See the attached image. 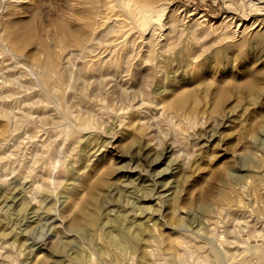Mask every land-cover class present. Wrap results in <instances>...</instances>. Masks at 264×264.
<instances>
[{"label":"rangeland","instance_id":"rangeland-1","mask_svg":"<svg viewBox=\"0 0 264 264\" xmlns=\"http://www.w3.org/2000/svg\"><path fill=\"white\" fill-rule=\"evenodd\" d=\"M95 1L0 0V122L9 117L8 121L11 126L15 125L19 131L16 144L19 143L16 146L0 147V218L5 221L6 235L9 237L0 235V264H36L39 259H45L46 264H54L55 261L59 264H89L88 257L98 255L97 251L100 247L98 243L102 241V237L98 238L97 232L93 234L92 241L82 234L75 236V232L71 231L70 221L76 212L77 201L86 196L84 186L109 168L121 164L131 171L127 175L129 178L125 176L122 180L127 182V186L124 183L121 185V178H118L115 171L109 174L114 189H108L107 196L102 199L103 208L99 210L100 213L103 211L104 214L107 212V214L114 215L132 211L130 212L131 219L132 216L136 218L137 213H140L137 209L143 204L140 198L144 195H152L154 200L147 202V205L151 207L149 208L151 217L158 216L151 220L158 219L159 221L155 225L156 233H169L172 226L189 227L190 229L194 226L192 228L194 230L199 227L198 232L214 229L224 234L233 245L235 239L241 237L247 239L250 244L264 246V38L253 37V32L260 27V24V29H264L262 27L264 26V15L261 10L264 0H256L257 2L255 0H156L157 3H165L167 11H165L163 21L168 19L167 28L157 33L158 30L154 31L147 26L143 31L144 34L140 33L141 36H139L135 27H129V35L132 32L133 37L130 35L128 38V48L134 52L146 50L149 45L148 37L154 34L152 39L154 48H165V53L171 57L177 55L178 58L171 61L166 70L168 72L165 73L164 70L159 72L161 83L166 84V88H172L181 76L189 78L182 89L188 90L196 87L200 90L201 107L205 111L198 112L195 121L182 115L170 117L166 111L159 108L154 96H149L150 99L138 97L137 101L143 100V103L141 102L142 106L138 107L135 114L140 121L143 119L142 123L145 125L149 142H152L151 147L154 146L153 148L158 152L166 144L173 145L169 154L161 156V159L157 161L153 158L156 162L151 157L145 156L136 160L132 159V161L131 152L125 151L121 134L117 131L114 135L110 128L113 122L123 124L128 119L130 111H127V97L125 94L122 96L114 94L113 98L109 97L111 105L108 108H103L101 101L95 99V102L93 101L90 105L91 112H94L91 113L94 124L87 131L91 141L85 150L92 152L91 157L98 158L106 152L110 153L100 161L99 169L90 180L86 179L85 184L76 186L67 167L72 165L75 169L77 168V173L86 174L84 157L79 147L69 148L73 136L66 134V129L64 126L61 127L60 120L57 121L58 124L56 123L58 130L54 128L53 133L52 131L48 133L40 129L33 136L34 142L27 143L30 127L28 124L25 126V116L30 108H34L38 103L45 113L58 116L51 97L41 91L40 85L34 80L35 75L31 69L34 63L31 53L47 50H51L52 54L62 52L64 46L61 40H65L68 31L75 28V25L81 21L80 16L93 13L96 14L95 18H98L97 13H102L108 3V0ZM148 2L150 0H132V3L136 4L132 8L133 14L138 10L139 4ZM252 14L257 15L256 18L260 20H256L255 29L254 27L248 28L247 36L241 35L236 30L237 25L253 21ZM25 32L32 34L30 42L18 45L14 51L8 48L7 38H10V34L19 36ZM157 40L159 42H156ZM90 48L92 50L89 52L74 51L65 55V57L69 56V64L73 69L88 60V53L96 54L102 47L99 42L95 41ZM178 50L182 51V55L185 52L188 54V65L179 60ZM249 71L256 72L259 94H251L243 86ZM169 72L174 77H170ZM173 81L175 83L172 84ZM50 82L51 80L47 79L46 83L49 87H51ZM169 83L172 85L169 86ZM217 83L227 88L228 95L216 106L217 111H213L215 107L213 97L211 94L209 96L202 92V89L207 85L212 89ZM238 85L242 86L238 87ZM152 86L155 87V84L153 83ZM261 89L263 92L260 91ZM75 112L83 116L81 111L75 109ZM15 121L17 123L14 124ZM106 141L107 144H105ZM96 146L98 150L94 152ZM121 154L124 156L123 159L118 157ZM164 168L167 169L165 172ZM159 170L163 172L160 173ZM175 171L177 172L174 176ZM155 172L159 174H154ZM227 172L238 174L240 178L232 174L230 176ZM57 175L64 179L55 181L54 177ZM170 177L178 178L179 182L181 180L178 208L173 211L172 207H169L170 201H165V204L164 201L162 202V195L158 190L161 186L169 184L168 187L173 188V180ZM30 178L33 180V187L27 189L26 187L31 182ZM140 184L151 185L148 191L153 193L141 192ZM227 184L232 186V190L224 198L222 193L227 188ZM7 185L10 188L7 189L5 195L3 188ZM43 185L52 190L53 197L50 199H44L45 194L41 190L44 188ZM22 191L29 194L35 201L32 200L36 209L25 211L18 208ZM132 192L137 194L134 195ZM5 196L8 197L4 199ZM200 199L208 201L211 207L209 211L212 213L209 211L206 213L209 214L207 219L203 216L206 214L202 213L199 207ZM72 201H75V204H72ZM133 202L138 207H135ZM52 203H55V208L49 209L48 205ZM201 217L205 220H200ZM64 236H74L76 240L67 246L65 250L67 253L57 250L56 247L58 240ZM234 236L237 237L234 238ZM75 243L79 244L83 253L82 259L74 257L72 245ZM151 243L152 247L156 246L154 240H151ZM157 246L166 247V241L162 239ZM139 258L135 255L128 262L164 264V260L162 258L159 260L158 255L155 254L149 255L145 261H140Z\"/></svg>","mask_w":264,"mask_h":264},{"label":"bare ground","instance_id":"bare-ground-1","mask_svg":"<svg viewBox=\"0 0 264 264\" xmlns=\"http://www.w3.org/2000/svg\"><path fill=\"white\" fill-rule=\"evenodd\" d=\"M85 1L91 2L95 0H84V2ZM152 1L153 2H151L150 0V2L146 4H139L138 10L133 14L132 8H134L136 4L132 3V0H108V3L106 4L105 8H103L102 10V13L100 14L97 13L98 18H95L96 14H93V13L82 14L80 16L81 21H79L77 25H75V28L70 29L68 31V33L66 34L65 40L64 39L61 40V43L64 46V49L62 50V52L52 54L51 50H47L46 52L38 51V52L31 53L32 54L31 57L34 63V65H32L31 67L35 75L34 80L42 88V89L40 88V90L44 91L46 95H49L51 97V101L54 103V108L57 110L58 116L56 117L50 116L49 114L45 113V110H41V107H39L38 103L34 108L32 109L30 108V110L27 111L28 113H26V116H25V122H26L25 126H27L28 124L30 127L28 128L30 135L28 136L27 143L34 142L33 136L36 135L37 134L36 132L39 131L40 129L41 130L44 129L45 132L47 131L48 133L51 131H52L51 133H53L54 128L58 130L59 128L56 127V123L58 120H60L62 124L61 127L64 126V128L66 129V134L68 133V134H71L70 136H73L70 141L69 148L71 149L73 147H79L84 157V167H85L84 171H87L86 174L84 173L82 174L81 172L77 173L76 172L77 168L75 169L72 165H69L67 167V171L69 172V175H71L73 179L75 180L76 186L82 185L83 183L85 184L86 179L90 180L93 177V175L97 172V170L99 169L100 161L106 158V155H109L108 153H110V152H106L104 153L102 157L98 158V157H91L93 155L91 154L92 152H89V151L86 152L85 150L86 146H88L90 144L89 142L91 141L88 138L87 131L94 124L91 118V113H94V112H91L92 107L90 105L93 101L95 102V99L96 100L99 99L98 101H101L103 108H108L111 105L109 97L113 98L114 94L120 95V96L125 94V96L127 97V100H128V102H126L127 111H130V114L127 113L129 114L128 119L126 120L124 118L126 121L123 124L113 122L111 124L112 127L110 128L113 130V134L117 131L118 133L121 134V137H122L121 139H122V143L125 148V151L127 150L131 152V156H132L130 157L131 160L132 159L136 160L137 158L141 156H145V157H151L152 159L154 158L157 161V159H161L160 158L161 156L163 155L165 156L169 154L170 151L172 150V145H173V144L172 145L166 144L158 152H156V150L153 148L154 146L151 147L150 144L152 142L151 143L149 142V136L147 135V131L145 130V125L142 123L143 119L140 121V119H138L139 117L137 118L135 114L137 113L138 107L142 106V103H143L142 102L143 100L142 101L140 100L142 103L137 101L138 97L150 99L149 96H154L156 99V104L159 106V108L166 111V113L169 114L170 117L182 115V116L187 117L188 119L191 118V120L193 119L195 121L197 119L196 117L197 113L200 111H205L201 107L202 98L200 99V93H201L199 92L200 90H198L196 87L188 89V90L182 89V87L188 82L189 78H184V75L181 76V79H178L176 83L174 81L172 82V84L175 83L173 84L172 88H166L165 87L166 84L163 85L161 83L162 81H160V77L158 76L159 72H161L162 70H164L165 73L168 72L166 70H168L171 64V61L174 59H178V58H177V55L176 56L173 55L174 57H171L170 55L165 53V48H157V47L154 48L153 42H152V39L154 38V34L149 35L148 37L149 45L146 50L140 51V52L139 51L134 52L132 49L128 48V45H129L128 38L130 35L132 36V32L130 35L128 32L129 27H135L137 29L135 30L139 33V36H141L140 33L144 34L143 31L146 30L145 27L147 26L151 27L154 31L158 30L157 33L159 31L163 32L164 29L167 28L166 24H167L168 19L163 21L164 14L166 13L165 11H167L165 10V5H164L165 3L164 2L157 3L156 0H152ZM255 4L256 3L254 2V5ZM261 10H263V15H264V5L261 6ZM256 16L257 15L252 14L253 21L250 20L251 21L250 23H246V22L239 23L237 25L238 29L236 27V30H238L237 32L241 33V35L247 36V31H249L248 28L254 27L256 24V20L257 21L260 20L259 18H256ZM260 28H261V24H260V27L257 28L253 32V35H254L253 37H258L262 39L264 38V29H260ZM32 37L33 36L30 32L22 33L19 36H13L10 34V38H7L8 48L14 51V48L17 47L18 45H21L22 43L30 42ZM95 41L101 44L102 48L99 49L100 51L97 52L96 54L88 53L87 54L88 60H86L85 63H81L80 65H78L76 68L73 69L69 64L70 62L69 56L65 57V55L67 53H71L74 51L89 52L92 50L90 48L91 44ZM156 42H159V41L157 40ZM185 49L188 50L187 48H184V50ZM178 55L180 56L179 60L185 65H188L189 63L188 54L185 52L182 55V51H180ZM185 65L184 67H186ZM175 75H176V72H175ZM246 75H247V79L245 83L243 84V86L251 94L258 93L259 83L257 81L256 72L249 71ZM170 77H174V76H171V73H170ZM47 79L51 80L50 82L51 87H49V85L46 83ZM166 82L167 81H165V83ZM153 83L155 84V87L152 86ZM172 84H170L169 86H171ZM239 86H242V85H238V87ZM202 90H203L202 92L207 93L208 95L209 94L212 95L213 100H214L213 103L215 104L213 111H217L216 106H218V104H220L221 101H223L228 95L227 88L223 84H220V83H217L212 89L209 87V85H207ZM260 91H262V89ZM75 109L78 111H81V113H83V116H81L79 113H78L79 115H77L76 112L74 113ZM24 112H23V115H25ZM229 115L230 114H228V116ZM8 118L6 119L5 117L6 120L4 121L2 119V122H0V127H1L0 147L1 148L9 147L12 145L16 146L19 143L18 142L16 144L17 138L19 137L18 128L15 127V125L14 126L12 125L13 126L12 127L10 122L8 121ZM100 121L102 120L100 119ZM15 123L17 122L15 121L14 124ZM22 127L24 128V124L22 125ZM211 132H214V131H211ZM65 136H64V139H65ZM211 137L212 136H210V138ZM50 138H52V136H50ZM107 141L105 144H107ZM156 147L157 146H155V148ZM102 148L104 149V147ZM96 150H98V146L95 147L94 152ZM118 157H120V159H123L124 156L123 154H121V155H118ZM250 157L253 158V156H250ZM57 159H58V156H57ZM81 160H83V158H81ZM146 160H148V158ZM156 161L154 160V162ZM143 162L145 163V161ZM165 169L166 168H164V172H165ZM113 171H115L116 174H118V178L119 177L121 178L120 181L124 180L123 177L127 176L131 172L128 168H125V166H122L121 164L120 166H114V167L109 168L107 171H105L102 175L97 177L95 180L87 183L84 186V189L86 191V196L82 198L81 200L77 201L76 212L75 214H73L72 219L70 221L71 231L73 230L75 232V236L77 234H82L89 241H92V239L94 238L93 234L97 232L99 234L98 238L102 237V241L98 243V245L100 244V247L97 251L98 255H94L95 257H92V258H89L91 257L89 256L87 259L88 262L90 261L89 264H132V263H129L128 260L133 258L135 255L140 257L139 258L140 261H145L147 257L151 254L158 255L159 260H161L162 258L164 260L163 261L164 264H264V246H261L260 244H250L248 243L247 239L237 237V236H234V238L235 237L237 238L235 239V244L233 245L230 241L226 239V236L224 234L218 233L214 229H211L207 232H198L197 229L199 227H197L196 230H194L192 229L194 226L191 229L189 227L184 228L181 226L180 227L172 226L170 227L171 231L169 233H166V232L156 233L155 225L159 221L158 219H154L153 221L151 220L152 218H156L158 216L151 217V213L149 212V208L151 207L147 205V202L154 200L152 195L143 196L141 194L143 196L140 198L141 200L139 198L137 199H139L143 204H141L139 207L136 206V203L133 202L135 204V207H138L139 209V210L137 209V211L140 212V213L136 212L138 214L136 218L132 216V219H131L130 212L132 211L126 214L124 212L123 213L120 212L114 215H111L110 213L107 214V212L104 214L103 211L100 213L99 210L103 208L102 207L103 204L101 203L102 199H104L107 196L108 189L112 188L113 186L111 177H109V174H111ZM258 171H261V170L258 169ZM158 172L162 173L163 171L161 172L159 170ZM158 172H155L154 174L156 173L159 174ZM176 172L177 171H175L174 176L176 175ZM228 173L229 172H227V174ZM232 175H236V177L237 176L239 177L238 174H232ZM63 179L64 178H62V176L60 175H57V177H54L55 181H60ZM30 180L31 182L30 184L28 183L29 185L27 184L28 185L26 187L27 189H29L30 187L31 188L33 187V180L31 178ZM172 180H173L172 189L168 187L170 184L169 185L167 184L168 186L159 185L161 186V188L158 190L160 194L162 195V202L164 201V204H165L166 203L165 201L167 202L170 201L169 207L171 206L172 211H173L178 208L177 206L179 204V198H180L179 184L181 183V180L180 182L178 178L177 179L174 178ZM123 183L125 185L127 184V182L125 183L123 181H122V184L121 183L120 184L123 185ZM129 183L128 185H130ZM135 184H131V185H135ZM39 185L41 184L39 183ZM150 186L145 185V184L144 185L140 184L139 185L140 189L139 188L138 189L141 192L143 191L149 192L148 190ZM43 187L44 188H42L41 186L42 188L41 190L45 194L44 199H47V198L50 199L51 197H53L52 192H51L52 190L48 189L45 185H43ZM8 188H10L8 185L3 188L5 195H6ZM124 188L123 190H125ZM112 189H114V187ZM231 190H232V186L230 184H227V188L222 193L224 198H226L225 196L229 194ZM22 193L23 194L20 196V199L18 202V208L21 210H25V211L29 209H32V210L36 209L35 205L33 204V202L35 201L31 198V196L29 194L27 195L26 192L24 191H22ZM133 193L134 192H132V194ZM149 193H153V192H149ZM7 197L8 196H5L4 199H6ZM54 204L55 203L48 205V208L54 209L55 208ZM72 204H75V201H72ZM150 204L152 205V203ZM199 207L201 209V212L202 213L204 212V214L208 213L209 209H211L208 201L204 199H200ZM151 210H154V209H151ZM203 216H206L205 218L207 219L209 214H206ZM205 218L202 219L201 217L200 220L201 219L205 220ZM183 223L181 222V224ZM105 224L106 226H104ZM199 224L202 225L201 222ZM184 225L186 224L184 223ZM0 227L2 228L0 230V235L5 236L7 234V231L5 227V221L3 218H0ZM71 231L70 233L73 232ZM7 236L8 235H6V237ZM162 239L166 241V247L159 248L157 246V243H160ZM151 240L155 241V244H154L156 245L155 247H152L153 244L151 243ZM73 241H76L74 236L62 237L57 242V246H56L57 250L65 251L67 249V246L69 244L71 245V242ZM72 251L74 252L75 258L77 259L83 258V253L81 249L79 248V244L77 245V243H75L74 245H72ZM65 252L67 253V251ZM106 255H108V257ZM148 260L150 261V259ZM36 264H46V260L39 259ZM54 264H59V262L55 261Z\"/></svg>","mask_w":264,"mask_h":264}]
</instances>
